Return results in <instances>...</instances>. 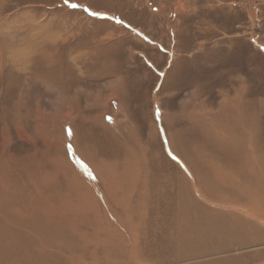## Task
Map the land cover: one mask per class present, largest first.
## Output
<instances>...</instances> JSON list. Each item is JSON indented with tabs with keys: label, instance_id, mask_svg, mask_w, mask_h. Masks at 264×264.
I'll list each match as a JSON object with an SVG mask.
<instances>
[{
	"label": "rangeland",
	"instance_id": "1",
	"mask_svg": "<svg viewBox=\"0 0 264 264\" xmlns=\"http://www.w3.org/2000/svg\"><path fill=\"white\" fill-rule=\"evenodd\" d=\"M0 264H251L264 248V0H0Z\"/></svg>",
	"mask_w": 264,
	"mask_h": 264
},
{
	"label": "crops",
	"instance_id": "2",
	"mask_svg": "<svg viewBox=\"0 0 264 264\" xmlns=\"http://www.w3.org/2000/svg\"><path fill=\"white\" fill-rule=\"evenodd\" d=\"M251 264H264V248L260 249L256 261Z\"/></svg>",
	"mask_w": 264,
	"mask_h": 264
},
{
	"label": "bare ground",
	"instance_id": "3",
	"mask_svg": "<svg viewBox=\"0 0 264 264\" xmlns=\"http://www.w3.org/2000/svg\"><path fill=\"white\" fill-rule=\"evenodd\" d=\"M1 50V49H0Z\"/></svg>",
	"mask_w": 264,
	"mask_h": 264
}]
</instances>
